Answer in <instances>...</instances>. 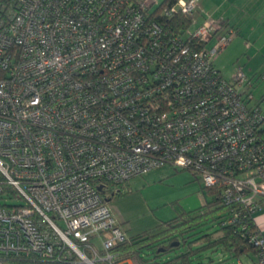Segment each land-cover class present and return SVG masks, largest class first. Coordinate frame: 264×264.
<instances>
[{
  "label": "built area",
  "instance_id": "built-area-1",
  "mask_svg": "<svg viewBox=\"0 0 264 264\" xmlns=\"http://www.w3.org/2000/svg\"><path fill=\"white\" fill-rule=\"evenodd\" d=\"M157 7L0 0V264H133L101 191L163 166L264 264V113L241 68L215 65L237 32L197 22L199 0ZM178 13L181 32L157 21Z\"/></svg>",
  "mask_w": 264,
  "mask_h": 264
},
{
  "label": "rangeland",
  "instance_id": "rangeland-1",
  "mask_svg": "<svg viewBox=\"0 0 264 264\" xmlns=\"http://www.w3.org/2000/svg\"><path fill=\"white\" fill-rule=\"evenodd\" d=\"M244 37L246 35L242 34V38ZM250 56L252 57L251 52L234 40L219 54L215 65L225 79H229L235 71L241 68L251 83L254 101L259 104L264 113V98L262 99L264 94V78L262 77L264 75V55L260 53L252 59L249 58ZM125 185L130 186V193L127 195L133 196L131 198L133 211H147L156 218L168 220L180 212L197 208L193 204L190 208L185 205L186 196L195 192L200 186L188 171H174L170 166H163L152 170L143 177L129 180ZM203 196L206 202L208 199L206 193ZM139 198L146 203L149 209H146L145 205L138 201ZM18 202L20 201L16 198L8 199V204H17ZM262 218H264V214ZM196 223L198 224L197 228L182 234L184 241L183 243L182 240L180 241V247L175 251L154 258L153 250L143 249L141 257L146 260V264H159L161 261L169 260L179 253L189 251V249H200L206 245L205 238H201L204 235H213L212 238L219 236L217 234L219 226L213 217H202ZM253 256L251 250L235 254L226 251L220 245H213L194 251L190 255V259L193 264H238V262L251 264L250 258Z\"/></svg>",
  "mask_w": 264,
  "mask_h": 264
},
{
  "label": "trees",
  "instance_id": "trees-1",
  "mask_svg": "<svg viewBox=\"0 0 264 264\" xmlns=\"http://www.w3.org/2000/svg\"><path fill=\"white\" fill-rule=\"evenodd\" d=\"M176 0H164L162 3H158V7L154 10V13H159L163 8L171 6ZM162 25L174 32L178 33L186 29L190 25L189 17H185L182 14H176L172 19L167 20L164 17H157ZM264 98V94L262 99ZM124 186V185H121ZM119 185L107 184L102 188L101 194L107 202V204L114 198L120 197L122 194L129 192V187L121 188ZM208 199L202 206L190 210L188 212H181L175 217L160 223L155 230L139 233L132 237H127L122 243H117L112 248V252L117 254L119 260L131 259L134 264H146V260L141 257L143 249L153 250L154 258L160 257L164 253L173 252L180 247V241L183 238L182 234L197 228V221L205 216H211L215 220L214 215L222 210L219 206V202L215 197H212L210 191L204 190ZM220 229H218L219 231ZM213 235H204L201 238H205L206 245L201 248L211 247L213 245H220L226 251L233 252L235 254H241L244 251L251 250L250 247L243 245L238 235L230 228L224 229L222 234L216 238H212ZM200 238V239H201ZM178 243L176 247L171 244ZM200 248V249H201ZM197 248L196 250H200ZM191 250L179 253L175 257L161 261L159 264H193L190 259V255L196 251Z\"/></svg>",
  "mask_w": 264,
  "mask_h": 264
},
{
  "label": "crops",
  "instance_id": "crops-1",
  "mask_svg": "<svg viewBox=\"0 0 264 264\" xmlns=\"http://www.w3.org/2000/svg\"><path fill=\"white\" fill-rule=\"evenodd\" d=\"M156 1L160 4L164 0ZM199 9L200 11L196 15L197 22H202L207 15L222 19L236 30L237 34L233 41H237L238 44L251 52L250 59L260 53L264 55V0H199ZM242 34H245L246 37L242 38ZM123 185L121 188L128 186ZM128 187L130 189V186ZM128 193L130 190L108 203L114 219L127 237L153 231L160 223L167 221L163 218H156L147 211H133L131 201L133 196H128ZM204 193L205 191L199 186L195 192L186 196L185 205H188L189 208L192 204L195 205L194 207H200L205 202ZM138 201L144 204L146 209H149L140 198ZM188 211L190 210L183 212Z\"/></svg>",
  "mask_w": 264,
  "mask_h": 264
},
{
  "label": "water",
  "instance_id": "water-1",
  "mask_svg": "<svg viewBox=\"0 0 264 264\" xmlns=\"http://www.w3.org/2000/svg\"><path fill=\"white\" fill-rule=\"evenodd\" d=\"M177 245H178V243L171 244V246H173V247H176ZM175 264H178V263H175Z\"/></svg>",
  "mask_w": 264,
  "mask_h": 264
},
{
  "label": "flooded vegetation",
  "instance_id": "flooded-vegetation-1",
  "mask_svg": "<svg viewBox=\"0 0 264 264\" xmlns=\"http://www.w3.org/2000/svg\"><path fill=\"white\" fill-rule=\"evenodd\" d=\"M165 260H167V259H165Z\"/></svg>",
  "mask_w": 264,
  "mask_h": 264
}]
</instances>
